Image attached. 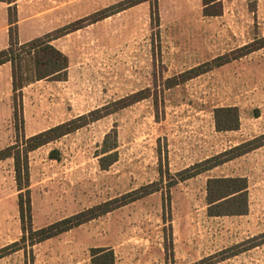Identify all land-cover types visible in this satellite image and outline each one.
<instances>
[{
    "label": "rangeland",
    "instance_id": "obj_1",
    "mask_svg": "<svg viewBox=\"0 0 264 264\" xmlns=\"http://www.w3.org/2000/svg\"><path fill=\"white\" fill-rule=\"evenodd\" d=\"M123 1L43 0L37 9L69 2L75 22ZM154 3L120 12L68 39L65 80L26 87L18 130L13 116L0 114V150L99 109L114 112L113 103L140 94L142 101L29 154L32 226L45 228L147 185L158 184L162 191L31 247L29 240L21 241L14 161H2L0 264H93V250L101 248L113 251L114 264H150L151 255L159 264L163 248L162 263L175 264L171 222L179 220L185 229L192 219L198 224L211 174L171 186L176 175L193 161L264 135V48L168 87V80L264 38V0H157V13ZM222 107L237 108V130H212L215 110ZM108 135L117 162L103 170L99 159ZM221 172L247 179L244 236L254 237L213 256L200 245L201 259L193 264H216L239 254V264H264V146L215 175ZM208 234L196 230L191 238L203 244Z\"/></svg>",
    "mask_w": 264,
    "mask_h": 264
},
{
    "label": "trees",
    "instance_id": "obj_2",
    "mask_svg": "<svg viewBox=\"0 0 264 264\" xmlns=\"http://www.w3.org/2000/svg\"><path fill=\"white\" fill-rule=\"evenodd\" d=\"M148 1L150 0H125L32 41L20 44L18 41L16 0H0V2L10 5L8 9L10 44L7 49L0 51V66L10 64L12 68L13 109L16 129L18 130L20 125L23 124V89L37 81H63L67 76V71L70 65L69 58L53 45L54 41ZM206 5H209V3ZM153 9L155 10V13H157V0H155V3L153 4ZM206 15L212 16L217 14L206 13ZM263 48L264 38H260L252 44L234 51L229 55L218 57L211 63H207L199 68L191 69L175 79L168 80V87L172 88L181 83H185L202 74L210 72L215 68L222 67ZM25 65L28 66L26 72H31L32 74L31 78L26 76V72H23V67ZM143 99H145V97H142L140 94H135L115 102L113 103V106L116 107L114 112L120 109H125ZM107 109L108 108L106 107L99 109L87 116H81L29 138L22 137L20 140L16 141L14 145L0 150V162L7 159H13L14 161L15 181L20 192L19 210L23 231V238L21 241L23 243H26L29 240L30 246L32 247L160 191L158 184L147 185L125 194L121 198H116L99 204L91 209L58 221L45 228H33L31 215L32 206L29 154L45 145L74 133L90 122L98 121L105 116L114 113H103ZM237 116V108L216 109L215 118L217 130L221 132L237 130L239 126ZM110 138L111 135L106 137L104 143L105 148L102 152V157L99 159L100 167L103 170L109 169L117 162V153L113 152L116 149V146L112 144L108 145V140ZM263 146L264 135L233 147L217 156L179 172L176 175L177 179L174 180L171 186L177 184V182H184L195 178ZM206 201L209 216L246 215L249 210L247 179L217 178L208 180ZM13 247L17 248L18 244H14ZM114 262L115 256L113 251L103 248L93 250V264H114Z\"/></svg>",
    "mask_w": 264,
    "mask_h": 264
},
{
    "label": "crops",
    "instance_id": "obj_3",
    "mask_svg": "<svg viewBox=\"0 0 264 264\" xmlns=\"http://www.w3.org/2000/svg\"><path fill=\"white\" fill-rule=\"evenodd\" d=\"M42 1L43 0H16L15 5L17 7V19H18V41L20 44L27 43L47 33H50L61 27L73 23V21L70 20L72 8L69 2L60 4L61 6L58 8L54 7L49 10L48 9L38 10L37 6L39 4L40 7L43 6ZM9 7L10 5L0 2V51L7 49L10 44V37H9L10 25H9V12H8ZM66 17H68L69 20L62 21ZM40 18L41 19L49 18L48 19L49 21L48 23L47 20L46 22L41 23L39 20ZM46 23L47 25L44 27ZM87 29H89V27L88 28L86 27L77 32L71 33L61 39H58L53 42V45L64 55H66L69 58V61H71V56L69 55V53L71 52V47L68 45V39H71L72 36L76 35L77 33H82ZM25 89L26 88H24L23 91ZM1 113H5L10 117L12 116L14 117L12 68L10 64H5L3 66H0V114ZM215 127L216 124L214 123L212 130L215 131L216 133L221 134L223 132H227V131H223V132L218 131L217 128ZM225 151H227V149H223L210 156H206L202 159L193 161L190 164L183 167L182 170H185L191 166H194L195 164L201 163L209 158L217 156ZM231 162L232 161L227 162L219 167H216L213 170H210L204 174L192 178L191 180L200 178L202 177V175H206V174H211V176H209L207 180L217 179V178H242L234 175L232 176L224 175L223 172H221L223 176L215 175L217 174L218 171H220V169L224 168L226 165H228ZM247 216L248 214L241 216H219V217L209 216L208 205H206V208L203 210V212L201 210L200 214L196 215V217L200 220L196 225L197 227L195 225L194 226L192 225V223H195L194 219L191 220L190 222L191 224L189 223V221L185 222L188 223L186 229L185 226L181 224L183 222L179 220H173L171 222V225L173 228V249H174L173 258L175 264H193L199 261L201 258L200 256L199 257L197 256V251H196L197 247L206 245V247L209 250V254H207V256H213L222 251L231 249L232 247L237 246L240 243H243L245 240L253 238L254 236L251 237L244 236L245 234L244 223L247 220H244L243 217H247ZM196 230H199V232L209 233L208 237H206L207 238L206 242H204L203 244H196L193 240L194 238H191L192 232H195ZM186 231L188 232L187 234H185ZM240 256L241 254L235 255L231 258H226L223 261L218 262L216 264H239L240 260L239 261L237 260L240 258ZM153 257L154 255L150 256L151 259L150 264H154L152 260L153 259L155 260V258ZM164 257H165L164 250L162 248L161 251H159V256L157 257L156 261L158 262L159 259V261L161 260L159 264H164L162 263Z\"/></svg>",
    "mask_w": 264,
    "mask_h": 264
}]
</instances>
